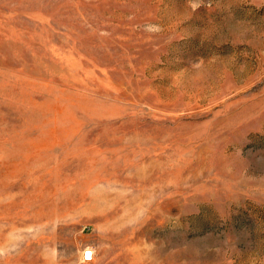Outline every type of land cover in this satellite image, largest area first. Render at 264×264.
Masks as SVG:
<instances>
[{
    "label": "rangeland",
    "instance_id": "rangeland-1",
    "mask_svg": "<svg viewBox=\"0 0 264 264\" xmlns=\"http://www.w3.org/2000/svg\"><path fill=\"white\" fill-rule=\"evenodd\" d=\"M0 264H264V0H0Z\"/></svg>",
    "mask_w": 264,
    "mask_h": 264
},
{
    "label": "built area",
    "instance_id": "built-area-1",
    "mask_svg": "<svg viewBox=\"0 0 264 264\" xmlns=\"http://www.w3.org/2000/svg\"><path fill=\"white\" fill-rule=\"evenodd\" d=\"M93 260V251H87L84 254V261L91 262Z\"/></svg>",
    "mask_w": 264,
    "mask_h": 264
}]
</instances>
